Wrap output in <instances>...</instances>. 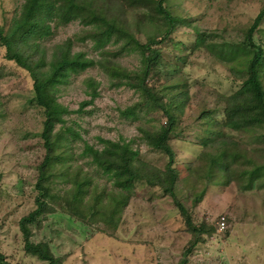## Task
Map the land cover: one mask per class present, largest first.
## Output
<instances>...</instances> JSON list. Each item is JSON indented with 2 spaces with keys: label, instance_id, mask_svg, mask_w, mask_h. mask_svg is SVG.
Instances as JSON below:
<instances>
[{
  "label": "rangeland",
  "instance_id": "374dc122",
  "mask_svg": "<svg viewBox=\"0 0 264 264\" xmlns=\"http://www.w3.org/2000/svg\"><path fill=\"white\" fill-rule=\"evenodd\" d=\"M24 1L0 0V23L11 22ZM118 4L113 6L114 14L131 23L145 42L156 31V24L139 16L153 11L147 5L129 4L121 9ZM168 5L184 18L185 26L172 35L170 43H160L150 84L167 105L181 101L179 93L187 92L183 108L176 110L177 125L170 139L179 172L176 192L196 224L205 222L216 228L195 248L189 264H264V173L257 171L254 181L248 174H239L247 168L243 163L246 153L256 162H264L263 129L222 126L225 95L236 91L245 78V58L238 51L234 56L228 46L243 39L264 0H169ZM89 28L78 19L53 23V34L43 42L51 48L73 38L74 51H84L100 62L73 73L60 86L58 97L69 109L64 126L79 133L67 136L68 163L82 174H90L94 182L90 194L103 192L107 202L119 189L115 179L92 161L85 144L103 150L108 141H127L139 152L137 158L165 168L168 157L149 144L145 131L160 130L167 125L168 116L144 89L115 85L114 64L123 70H138L142 66L140 49L123 48L125 41L117 42L115 37L104 48H96L90 36L79 39ZM255 40L264 47V22ZM4 55L5 49L0 48V250L13 263L50 264L25 250L19 226L22 216L36 207L38 165L45 156L41 139L44 113L33 101L30 75ZM262 68L264 71V65ZM92 81L97 87L94 97ZM62 126L58 123L56 129ZM217 141H225L229 149L232 166L226 173L231 178L227 183L218 182L224 179L223 169L209 171L210 160L224 151L225 143ZM252 169L249 164L248 171ZM75 174L70 170V177ZM71 186L63 177L55 182L65 196V187ZM131 193L117 226L84 224L66 206L58 205L40 225L33 226V240L47 241L64 264H177L192 235L173 198L142 180ZM222 216L229 226L219 231Z\"/></svg>",
  "mask_w": 264,
  "mask_h": 264
},
{
  "label": "trees",
  "instance_id": "16d2710c",
  "mask_svg": "<svg viewBox=\"0 0 264 264\" xmlns=\"http://www.w3.org/2000/svg\"><path fill=\"white\" fill-rule=\"evenodd\" d=\"M169 0H25L19 14L9 23H0V48L5 49L4 57L15 62L24 69L33 80V101L43 109L44 121L41 139L45 148V156L38 165V177L36 182L37 196L36 207L28 214L22 216L19 221L22 232L24 248L30 254L50 264H64L57 257L51 245L47 241L36 242L33 240V226L40 225L45 215L54 212L56 206L67 208L68 212L87 225L102 222L106 225H114L121 221L123 211L128 206L132 196L131 189L139 180L149 185L159 186L164 196H171L175 205L187 226L192 237L184 249L177 264H189L190 255L204 240L206 235H211L216 228L205 222L196 224L190 209L179 199L176 186L179 180V172L175 167L176 156L170 139L176 128L178 115L177 109L183 108L187 92L179 93L183 96L181 101L165 104L159 100L155 88L150 84V74L156 63L159 62L161 53L160 43H170L172 35L184 30V18L175 14ZM118 4L121 9L124 6L147 5L153 11L147 14L141 12L139 18L144 22H152L156 31L148 35L144 42L131 27V23L123 22L114 14L113 6ZM80 20L83 25L89 26L88 34L79 39L85 40L90 36L96 48H104L106 42L115 37L117 42L124 40L123 48L140 49L142 66L138 70H123L121 66L114 64L113 78L117 80L115 85H128L137 89H144L149 96L165 110L168 120L160 130L145 131L146 139L155 149L163 152L168 161L165 168L156 167L149 162L137 158L138 151L131 144L125 142L108 141L104 149H99L86 143L85 151L91 154L92 161L115 179V187L118 192L111 194L109 201L105 202L103 192L95 191L90 194L94 185L90 174H82L80 169H75L68 160L71 157L67 136H79L73 127L64 126L66 123L64 114L68 107L59 101L58 91L60 86L66 84L73 73H81L93 66L99 60L88 57L84 51H74V39L68 38L61 43L48 48L43 42L52 35L53 23H69ZM264 22V7L259 11L253 22L247 26L245 35L239 43H231L228 48L235 56L238 51L246 62L242 66V74L245 78L240 87L231 94L225 95L224 122L222 126L231 129L243 130L262 128L264 139V47L257 43L255 34ZM51 49V54L48 53ZM93 97L97 94L96 84L92 81ZM176 84V83H175ZM178 85V84H176ZM182 103V104H181ZM62 123L61 129L56 125ZM222 134V132H221ZM214 140V139H213ZM223 142V141H217ZM225 143V141L223 142ZM236 145V143H234ZM221 154L215 155L210 161L209 171L218 167L223 169L221 183L231 181L228 172L231 161L228 157V146L225 143ZM241 156V154H240ZM238 154H236V158ZM238 161V159L236 160ZM243 163L247 168L239 174H248L251 181L255 179L257 171L264 173V162L258 163L255 159L243 155ZM249 164L253 169L248 171ZM70 170L77 172L69 176ZM82 176V177H81ZM64 178L72 183L71 187H65L66 196L55 187L57 178ZM61 198L63 199L61 201ZM0 264H18L8 260L0 250Z\"/></svg>",
  "mask_w": 264,
  "mask_h": 264
},
{
  "label": "built area",
  "instance_id": "2783aa9c",
  "mask_svg": "<svg viewBox=\"0 0 264 264\" xmlns=\"http://www.w3.org/2000/svg\"><path fill=\"white\" fill-rule=\"evenodd\" d=\"M229 226L228 221L225 216H222L221 219L218 221V230L222 231Z\"/></svg>",
  "mask_w": 264,
  "mask_h": 264
}]
</instances>
